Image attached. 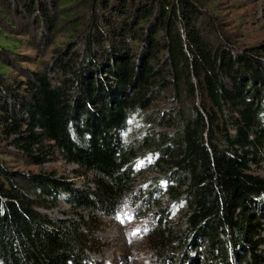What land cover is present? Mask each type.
Wrapping results in <instances>:
<instances>
[{"label": "trees", "instance_id": "trees-1", "mask_svg": "<svg viewBox=\"0 0 264 264\" xmlns=\"http://www.w3.org/2000/svg\"><path fill=\"white\" fill-rule=\"evenodd\" d=\"M193 3L102 0L104 26L93 27L81 59L58 54L55 73L32 74L17 96L1 63L13 47L5 29L20 18L55 30L59 0H0V132L34 165L57 150L92 175V187L78 188L0 164V264H88L97 219L128 202L151 218L146 238L164 263L200 254L205 264H264V180L251 173L264 156V44L213 48ZM129 34L139 55L126 48ZM156 90L200 101L158 150L165 183L137 198L136 152L121 134ZM61 196L73 216L41 212ZM170 205L185 207L181 221Z\"/></svg>", "mask_w": 264, "mask_h": 264}, {"label": "rangeland", "instance_id": "rangeland-1", "mask_svg": "<svg viewBox=\"0 0 264 264\" xmlns=\"http://www.w3.org/2000/svg\"><path fill=\"white\" fill-rule=\"evenodd\" d=\"M101 1L59 0L52 11L55 21H58L55 30L50 31L44 25L42 29L33 28L30 22L20 18H15L12 29L11 26L6 27V34L11 40L9 46L12 43L13 47L11 45L8 48L1 63L5 66L3 74L7 84H10L8 86L12 94H22L21 87L32 74L47 70L54 74L58 54H62L60 58L68 54L77 58L82 56L86 38L96 33L93 27L96 24L101 28L104 26L101 21L104 14L97 8ZM191 1L200 13L196 18H202L197 26H200L203 36L213 48L224 46L232 53H238L264 44V0ZM101 30L104 32V29ZM104 44L105 50L109 51L111 44ZM125 45L132 54L139 55L142 50L141 43L135 42L132 34L128 35ZM152 95L149 107L133 112L121 134V141L136 152L134 182L140 189L137 198L142 195L146 197L147 192L156 186L155 183L158 182L159 187L162 182L165 183L163 179L167 171H161L160 166H164L163 169L166 167L158 150L165 145L166 141L163 140L174 131L179 113L190 112L193 103L196 106L200 101L198 98L193 103L176 101L171 90H156ZM52 152L42 165H34L10 146L6 135L0 132V164L5 165L9 171L29 175L51 174L78 188L92 187L90 173L67 163L57 150ZM251 173L264 180V156L259 166H251ZM61 197L55 206L41 212L52 218L73 216L74 213ZM163 202L166 204L167 200ZM137 205L128 202L119 215L97 219L93 234L97 245L92 247L88 264H205L200 254L198 257L197 254L192 255L197 259L195 263L189 261L188 257L182 259L180 256H173V261L162 262L146 238L151 218ZM181 206L170 205L168 214L173 221H181L180 211L185 209Z\"/></svg>", "mask_w": 264, "mask_h": 264}]
</instances>
